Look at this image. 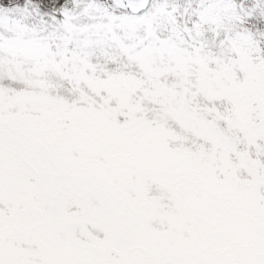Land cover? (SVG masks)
Returning <instances> with one entry per match:
<instances>
[{
    "label": "snow or ice",
    "instance_id": "1",
    "mask_svg": "<svg viewBox=\"0 0 264 264\" xmlns=\"http://www.w3.org/2000/svg\"><path fill=\"white\" fill-rule=\"evenodd\" d=\"M0 264H264V0H0Z\"/></svg>",
    "mask_w": 264,
    "mask_h": 264
}]
</instances>
